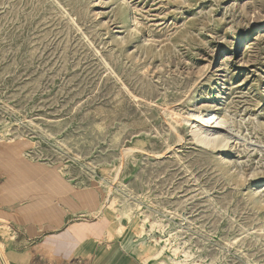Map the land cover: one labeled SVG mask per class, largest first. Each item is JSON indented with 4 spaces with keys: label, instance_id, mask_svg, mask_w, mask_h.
Instances as JSON below:
<instances>
[{
    "label": "rangeland",
    "instance_id": "obj_1",
    "mask_svg": "<svg viewBox=\"0 0 264 264\" xmlns=\"http://www.w3.org/2000/svg\"><path fill=\"white\" fill-rule=\"evenodd\" d=\"M13 179L83 195L141 264H264V0H0V197ZM16 213L0 264H53Z\"/></svg>",
    "mask_w": 264,
    "mask_h": 264
},
{
    "label": "crops",
    "instance_id": "obj_2",
    "mask_svg": "<svg viewBox=\"0 0 264 264\" xmlns=\"http://www.w3.org/2000/svg\"><path fill=\"white\" fill-rule=\"evenodd\" d=\"M16 175H12V178ZM48 180L51 179L47 178ZM49 187L47 182L46 188L40 190L46 194L38 196L39 194H32L36 192L34 189L21 190L22 186L18 181L6 180L1 186L3 194L0 197V207L17 209V222L24 223L27 230H36V234L29 239L32 241L38 237L43 250L50 251L54 256L53 264H141L136 256L120 244L102 243L94 221L81 219L84 215H81L78 207L83 195L74 194L77 202L71 199L66 205L69 209H66L64 203H60L63 201L60 197L50 195L55 190H50ZM3 261L7 264L5 258Z\"/></svg>",
    "mask_w": 264,
    "mask_h": 264
},
{
    "label": "bare ground",
    "instance_id": "obj_3",
    "mask_svg": "<svg viewBox=\"0 0 264 264\" xmlns=\"http://www.w3.org/2000/svg\"><path fill=\"white\" fill-rule=\"evenodd\" d=\"M192 117L195 119V123L197 125L196 129L194 127L195 131H192L194 132L193 137H195L194 139L197 140L198 144L200 143L203 146L212 147L215 149H220L224 147L226 148V146L229 145L231 138L223 134L222 132L223 131L222 129H224L222 128L223 121H219V118L217 119V116L215 113L209 112V113L203 114V113L198 112V113H194ZM194 119L191 118V121ZM189 122L190 121H188V123ZM228 131L229 130H227L226 132L228 133ZM0 254L3 255L1 251H0Z\"/></svg>",
    "mask_w": 264,
    "mask_h": 264
}]
</instances>
